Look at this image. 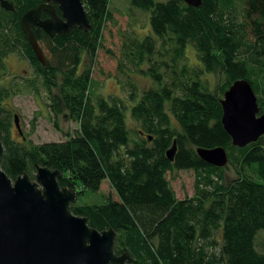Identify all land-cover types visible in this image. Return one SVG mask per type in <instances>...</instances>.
Returning <instances> with one entry per match:
<instances>
[{"label": "trees", "instance_id": "16d2710c", "mask_svg": "<svg viewBox=\"0 0 264 264\" xmlns=\"http://www.w3.org/2000/svg\"><path fill=\"white\" fill-rule=\"evenodd\" d=\"M7 1L14 11L0 7V167L6 176L32 178L35 165L58 170L60 187L80 188L78 195L97 193L107 181L117 200L73 204L71 212L99 232L114 230L115 253L129 254L127 264H264V253L255 246L264 233V135L244 148L234 147L221 124L220 104L234 82L245 80L264 113V0H201L199 8L182 0H129L131 9L149 14L150 29L126 43L132 63L142 64L160 41V48L171 50L172 64L191 45L199 66L172 70L168 78L151 67L145 73L154 88L138 94L131 85L126 101L96 94L91 78L102 31L112 19L110 0H81L90 30L76 28L51 38L32 28L45 65L20 28L21 17L43 0ZM47 17L42 12L41 19ZM8 56L29 64L34 77L24 81L35 92L38 85L47 91L54 120L66 117L78 124L72 137L37 145L24 135L20 141L12 138L15 115L2 103L14 94L12 83L2 85L5 78L14 80L6 71ZM200 66L221 78L220 92L208 90ZM126 114L139 128L136 139ZM174 143L168 161L165 154ZM216 148L225 150L227 165L237 175L227 184L224 167L196 154ZM179 171L195 174L194 195L183 200L167 180V173Z\"/></svg>", "mask_w": 264, "mask_h": 264}, {"label": "water", "instance_id": "95a60500", "mask_svg": "<svg viewBox=\"0 0 264 264\" xmlns=\"http://www.w3.org/2000/svg\"><path fill=\"white\" fill-rule=\"evenodd\" d=\"M182 1L189 7L201 6V0ZM0 7L14 11L7 0H0ZM42 12L47 13L48 18L41 19ZM20 28L43 65L46 62L32 28L41 29L51 38L67 35L76 28L91 29L81 0H43L21 17ZM220 104L221 124L234 147L244 148L264 135V114L259 113L257 97L248 81L234 82ZM14 126L22 137L16 115ZM175 151L174 143L166 151L168 161L173 160ZM196 154L203 162L219 168L228 164L223 148L197 149ZM2 155L0 133V161ZM61 178L60 171L35 165L32 178L24 173L12 181L0 167V264L130 262L129 254L115 253L117 235L114 230L99 232L88 225L87 218L72 214L71 206L76 203L78 194L74 189L60 187Z\"/></svg>", "mask_w": 264, "mask_h": 264}, {"label": "rangeland", "instance_id": "374dc122", "mask_svg": "<svg viewBox=\"0 0 264 264\" xmlns=\"http://www.w3.org/2000/svg\"><path fill=\"white\" fill-rule=\"evenodd\" d=\"M157 1L164 2L167 0ZM109 7L112 19L105 23L102 31L101 48L91 65L93 90L96 94L105 99L116 97L126 101L129 97L131 85L138 94L149 88H154L152 87L154 81L145 73L151 67L158 69L157 71L165 78L172 75V70L180 72L183 66L190 70L198 68L197 53L191 45L187 46L183 59H179L175 64H172L170 61L171 50H167L169 47L160 48V41L156 44L155 53L150 57H145L142 64L135 65L132 63L130 60L132 56L126 57L125 55V53H129L125 48L126 43L128 44L132 38L142 39L150 33L149 14L131 9L129 0H110ZM4 63L8 76L14 77V80L5 78L2 85L8 88L12 83L14 94L2 103L18 117L19 128L27 141L37 145L63 142L68 137H72L78 129V124L69 121L66 117H58L57 120H54L47 110V91L41 85H38L36 86L38 91L35 92L25 83L24 79L30 80L34 77L29 64L19 56H8L4 59ZM200 68H202L201 80L208 84V90L220 92L221 78L216 74H207L203 67L200 66ZM181 80L184 81L182 77ZM52 92L56 93L57 91L53 90ZM126 125L130 130L131 138L136 139L135 131L139 128L128 114H126ZM11 135L13 139L21 140L14 126V121L12 122ZM226 166L224 167L223 177L224 182L227 184L236 179L237 175L230 165ZM167 180L178 200L190 198L194 195L195 174L192 171L167 173ZM79 191H81L80 188L76 189V192ZM109 197L117 200L110 184L104 181L99 192H86L83 195H78L75 204H101ZM255 246L259 253H264V233L258 234Z\"/></svg>", "mask_w": 264, "mask_h": 264}, {"label": "flooded vegetation", "instance_id": "af4514ba", "mask_svg": "<svg viewBox=\"0 0 264 264\" xmlns=\"http://www.w3.org/2000/svg\"><path fill=\"white\" fill-rule=\"evenodd\" d=\"M48 18V17H47ZM262 114V113H261Z\"/></svg>", "mask_w": 264, "mask_h": 264}]
</instances>
